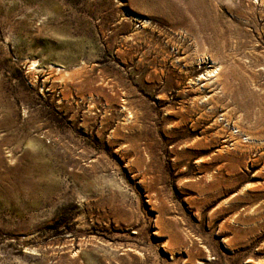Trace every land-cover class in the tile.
Returning a JSON list of instances; mask_svg holds the SVG:
<instances>
[{
    "label": "rangeland",
    "instance_id": "obj_1",
    "mask_svg": "<svg viewBox=\"0 0 264 264\" xmlns=\"http://www.w3.org/2000/svg\"><path fill=\"white\" fill-rule=\"evenodd\" d=\"M0 264H264V0H0Z\"/></svg>",
    "mask_w": 264,
    "mask_h": 264
},
{
    "label": "bare ground",
    "instance_id": "obj_2",
    "mask_svg": "<svg viewBox=\"0 0 264 264\" xmlns=\"http://www.w3.org/2000/svg\"><path fill=\"white\" fill-rule=\"evenodd\" d=\"M64 75V74H63Z\"/></svg>",
    "mask_w": 264,
    "mask_h": 264
}]
</instances>
